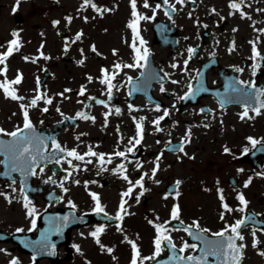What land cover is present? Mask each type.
<instances>
[{"label":"flooded vegetation","instance_id":"flooded-vegetation-1","mask_svg":"<svg viewBox=\"0 0 264 264\" xmlns=\"http://www.w3.org/2000/svg\"><path fill=\"white\" fill-rule=\"evenodd\" d=\"M41 0H21L18 8L14 12L13 9L16 7V0H1V4H5L7 8V16L0 19V53L6 51L8 42L13 39L12 32L18 31L20 33L21 49L17 54L12 55L7 63V76L0 75V82L2 79L16 78L18 73L23 74V82L18 85L21 93L30 98L34 95V91L37 90L36 85L39 80L48 75L45 79L43 86L40 88L46 90L45 92H51L52 90L60 91L61 85L68 86L71 89L68 92L69 96L65 101L69 104V114L77 112L79 107L77 103V92L78 84L85 79L87 86L86 95H95L97 98L91 100L93 103L97 101L99 97L106 98L107 88L99 82L101 78V69L108 68L112 71V66L119 63H133V50L130 47L132 37L129 41L121 39L122 46L111 45L106 51L100 45V43H108L111 40L109 37L111 16L121 11L122 4H125V22H129L132 19L130 0H94V2L100 7H107L112 9L110 12H105L102 16L88 8L86 10L81 9L83 0H43L44 3L40 5ZM169 2L175 3V0H169ZM230 0H195V3L186 0V5H176L177 12L173 14L176 18L173 19L175 23H171L164 29V23L166 22L163 18L157 20V16L165 17L164 10L161 8L157 12L156 19L154 21H142L140 23L141 35L147 42L146 47L149 49L151 55L149 57L150 65L146 69H124L113 81L119 87L113 89L114 94L118 97L116 105H118L123 114L129 118L130 128L134 124L133 117L139 120L142 116L141 110L149 104L153 106L151 110H148L147 115L150 118L145 120L151 128L149 134L150 144V156L153 157L157 153V149H163L166 153H171L170 150L176 148L175 142H179L184 138L181 135L185 134V127L188 123L189 116L198 117L200 109H204L201 115L214 113L215 117L209 120L208 127L203 126L201 135H205L208 129L213 128L224 137L228 131V125L232 127L234 121L241 122L242 126H249L251 130L245 132L243 138L245 142L241 144L249 151L247 154L238 156L235 152L233 144L229 140L222 142L221 153L223 156L232 157L235 163V170L228 174L226 179L217 177L215 185L224 190V195L227 203L234 209L232 213H225L224 219H221V213L217 208H221V201L218 195L216 196L217 205L214 208L215 216H208L206 213H198L197 223L200 229H207L204 232H200V235L205 239L197 240L194 235H189L188 232H184V239L188 245H196V248L189 247L185 249L186 256H193L197 252L204 255L207 241H215L219 238L215 237L213 233L224 230L226 224L232 225L236 220L255 215V219L258 221L257 224L251 223L244 229H242V235L245 240L243 242L237 241V243H244L247 247L244 249V257L242 264L249 262L251 264H264V256L259 254L260 251L264 250V232L257 231V237L262 242L257 248L252 247V236L251 232L254 229L264 228V146L259 144L255 148L249 143L248 138H260L259 140L264 141V135L260 133L255 134L252 130L254 127H258L261 121L255 119V113L251 110L253 107H258L261 102H264V96H261L259 100L250 99L248 96H244L241 93L233 92L229 88V82L232 80H243L246 82L254 81L258 89L264 90V62L250 60L249 57L252 55V45L249 41L259 39L257 44L258 50L264 54V33H258L255 29H264V11L258 12L257 9H264V0H247L251 3V7L244 8L243 10L252 17L251 20L246 18L242 19L237 13L236 15H230L229 8ZM149 3L155 7L158 3L157 0H149ZM142 0H138V9L142 13H146L151 16L152 12L148 9H143L140 5ZM25 5H31L36 11V14L48 15L49 26L38 22H32L30 19V12L25 9ZM215 9V14L212 13V9ZM79 9V11H78ZM61 10V12H60ZM59 11L58 14H55ZM191 13V18L189 17ZM71 16L72 22L68 24L65 17ZM87 16L88 20L85 22L84 17ZM221 17H224L221 20ZM197 19L199 24H197ZM60 21L58 25H54L53 21ZM253 22H255V29L253 28ZM208 25L204 28L203 25ZM233 29H238L233 31ZM162 31V32H161ZM83 32L81 40L75 41V37L78 33ZM235 41V51L229 52V48L232 46V41ZM75 41V42H73ZM41 45L43 48L41 49ZM95 45L97 52L91 51V46ZM177 46V47H176ZM65 47L67 51L65 52ZM196 48V53L192 56L191 60H188L186 74L189 79H195L197 72L204 65L208 64L209 69L206 74L207 84L209 87L215 88L219 93H224L230 97H238L234 101L237 103L222 104L215 97H203L205 101L201 102L200 105L188 104L183 106L181 100L178 97L183 92V87H179V84H172L166 81L170 77V73L166 70L169 66V60L173 57L175 52L185 54V60L188 59V48ZM55 48V49H54ZM54 49V50H53ZM81 49L84 51L81 54ZM113 50H116L117 55H113ZM44 55L50 56L51 59L44 60L43 58L37 59L40 56V52ZM215 53V56L212 55ZM24 57H28L25 60ZM79 58H84V64H79ZM35 60V63L32 61ZM59 61H70L77 68L82 69L81 74L77 72H66L63 76V80L59 78L57 72L53 70V67L57 65ZM254 62L261 63V68L257 70L255 76L252 75L251 65ZM160 67L158 71L157 66ZM3 66H0L2 68ZM236 68L244 69L243 72H237ZM162 69V71H161ZM177 68H175V71ZM144 71L145 75L140 77L141 84L139 92L146 91L150 85L153 73L163 76L166 72L169 74L163 81L155 84V91L159 92L164 107L171 110V116L167 117L166 120L161 122L160 127L164 129L162 132H157L154 125L151 123L158 115L155 111L156 106L154 104L140 102V97L130 101L128 99L129 84H127V77L131 76L137 78L140 76V72ZM25 74L28 76L25 77ZM60 75H62L60 73ZM93 78L92 82L88 81V77ZM81 79V80H79ZM158 81V79H157ZM161 83L166 89L165 92H161ZM120 85H123L120 87ZM201 85V84H200ZM186 86V84H185ZM239 87V85H237ZM185 89V88H184ZM249 93L253 92V89H247ZM60 95H55L53 100H60ZM114 108L115 103H112ZM132 105L134 109L139 111H132L129 109V105ZM91 105H93L91 103ZM200 106V109L193 107ZM249 108V116H253L254 119H241V115L245 107ZM264 111V109H261ZM185 115L186 118L182 119ZM59 121L50 120L49 124L56 125L61 130H65L66 136L70 140H77V137L86 136L87 145H91L94 141L106 142L107 138L101 135L103 129L102 126H96L95 124H89L85 131L78 130V124L82 121L79 118L78 122L68 117L59 116ZM77 118V116H75ZM147 118V117H146ZM232 119V121L230 120ZM58 122H61L58 124ZM73 123V124H71ZM202 123H205L204 121ZM63 124V128H62ZM234 128V127H233ZM79 134V135H78ZM84 134V135H81ZM204 137V136H203ZM216 136L214 140H216ZM171 140L172 144L169 145L168 141ZM236 140V139H235ZM159 141V143H157ZM109 146L107 148L111 150V141L109 140ZM228 147L230 153H225L224 148ZM94 150V148H93ZM95 151V150H94ZM235 152V153H234ZM131 157V154H130ZM137 161L142 163L143 154L141 147H135L134 154ZM243 169V171H238ZM135 174L141 176V169L135 171ZM90 178V176H89ZM251 178L252 183L245 188V182ZM132 179V177H130ZM219 182V183H217ZM110 186L109 179L102 177L97 185L91 184V190H100V198L104 202L109 203L116 200H120V189L121 186H114L112 195L106 188ZM148 188H156L157 183L150 180L147 184ZM141 189H139V192ZM138 192V193H139ZM243 193L249 204L244 212L238 211L239 208L243 207L237 200L238 193ZM88 208L91 212L94 211L93 200L89 195ZM218 214V215H217ZM93 217V216H92ZM195 233V232H193ZM213 235L214 237H211ZM251 250L254 255L251 256ZM210 263H222L221 260L213 256H208Z\"/></svg>","mask_w":264,"mask_h":264},{"label":"snow or ice","instance_id":"snow-or-ice-1","mask_svg":"<svg viewBox=\"0 0 264 264\" xmlns=\"http://www.w3.org/2000/svg\"><path fill=\"white\" fill-rule=\"evenodd\" d=\"M21 0H16V7H14L13 11H16V8H18ZM191 3H195V0H189ZM179 4L181 6L186 5V0H175V3H170L169 0H163V5L165 6L163 8L164 14L168 16V18L171 20L172 15L177 12L176 5ZM143 9H148L152 12V15L149 16L146 13H142L138 9V0H130V7H131V16L132 19L128 23L127 27L131 29L133 37L132 42L130 44V47L133 50V63H115L112 66V71L108 68H102L101 69V78L99 82L103 85H106L107 88V95L108 99H112L113 89L116 88L119 90V87L113 83V81L116 79V77L124 70V69H146L150 65L149 57L151 55L149 49L146 47V41L144 40L143 36L141 35V29H140V23L142 21H154L156 19V14L158 11L161 10L162 5L160 3H157L155 7H153L149 0H142V4L140 5ZM251 7V3L247 2V0H230L229 2V8L232 10L230 11V15H236L237 13L241 16L242 19L246 18L248 20H251L252 17L248 15L243 9ZM88 8H91L95 12L99 13L101 16L105 12H110L112 9H109L107 7H100L98 6L94 0H83V3L81 5V9L86 10ZM79 11V9H78ZM212 13L215 14V9L213 8ZM258 12L264 11V9H257ZM189 17L191 18V13H189ZM72 17L67 16L65 17V20L68 24H71ZM224 17H221V20H223ZM85 22H87L88 17H84ZM60 21H53L54 25H58ZM173 23H175L173 21ZM197 24H199V21L197 19ZM253 28L255 29V22H253ZM204 28H207L208 25H203ZM238 29H233V31H237ZM258 33H264V29H255ZM13 36V39H11L8 42V47L6 51L0 53V66H3L0 68V75L7 76V61L8 59L15 53L19 52L21 45L20 40V33L18 31H14L11 33ZM83 36V32H80L76 35L75 41L81 40ZM73 41V42H75ZM249 43L252 45V55L249 57L250 60L253 61H260L264 62V54H262L258 48L257 44L259 43V39L254 41H249ZM0 47H3L0 45ZM43 48V45H41V49ZM65 52L67 51V47H65ZM91 51L93 53L97 52V49L95 45L91 46ZM188 59L184 61V70L187 71V64L188 60L192 59V56L196 53L197 49L189 47L188 48ZM235 51V41H232V46L229 48V52ZM81 54L83 55V50L81 49ZM113 55H117L116 50H113ZM213 56H215V53H212ZM43 58L44 60L51 59L50 56L44 55V53L41 51L40 56L37 57V59ZM25 60H28V57H24ZM35 63V60L32 61ZM84 60H80L78 63L83 65ZM172 68L179 67L178 64H172ZM261 68V63L254 62L251 65L252 69V75L255 76L257 74V70ZM237 72H243L244 69L242 68H236ZM162 71V69H161ZM145 75L144 71L140 72V76L136 79L139 80L140 77H143ZM168 73H164L163 76L158 75V73H153L152 78L158 79L160 81H163L165 77H168ZM89 82H92L93 78L89 76L88 78ZM23 82V74L18 73L16 78L13 80H3L0 82V89L3 90L5 96L7 98H10L14 101H23L25 100V97L20 96L17 94V90L15 85H20ZM171 83L176 84L179 83L177 80H172ZM127 84L132 85L133 87L128 92V95L131 96L133 92L139 91V87L136 86L133 77L128 76L127 77ZM239 85V87H237ZM123 85H120L122 87ZM229 88L233 92L241 93L244 96H248L250 99H256L259 100L261 96H264V90L258 89L256 87V84L254 81L252 82H246L243 80H232L229 82ZM190 91L181 97H178V99L181 100H187L193 95V91L191 84H189ZM247 89H253L254 91L249 93ZM206 90V89H205ZM71 89H65V92H70ZM161 92H165L166 89L163 87V84L161 83ZM86 92V86H82L79 95L83 96ZM61 97L64 96V93L59 94ZM89 99L95 100V97H90ZM44 100V103L47 105H51L53 103L52 98H46V94H37L34 98H32L29 102V104H20V108L22 110L23 118H24V124L23 128H17L15 131L12 132H5L3 128H0V135H7L12 137L11 141H4L0 140V155L4 156V160L0 161V164H3L7 171L4 173V175L8 177H12L13 173H19L21 177L24 178V188L20 189V192L23 195V207L27 209V215L29 217H34L36 214V209L34 206H32V201L28 198L26 188H27V177L29 176H35L37 175L36 169L39 167L40 172L43 173L44 167L47 166L48 163H55V164H61V159L57 158L59 153H64V161L69 165V167L75 171L79 172L81 170L87 171V167H84L81 169L79 164H73V160L83 162L84 165L92 164L93 160L92 157L97 158L98 163L101 166V171H108L107 168L103 167L104 164H111L112 163V156L122 158L123 160L128 161V163H132V161L128 160V154L133 153L136 146L140 145L144 138V121L147 119L146 117H141L139 121H136V118L133 117V120L136 122V136L129 139L128 143L131 145V147H127L125 151H115L113 154L109 155L106 159V154L104 153H97L93 150L92 146H88V151L84 154H80L75 148L68 150L64 147H61L59 143L56 142L55 138L52 137H44L41 135H38L35 131V127L32 123V121L29 118V107L35 108L37 107L38 101ZM81 102L82 101H78ZM99 104L104 105V107H108V104L103 100H97L96 101ZM223 104V102H222ZM129 109L132 111H139V109H134L132 105H129ZM261 109H264V102H261L258 107H253L251 110L255 113V115L259 116L261 114ZM57 112H60V109H56ZM43 112L47 113L49 111L48 107H44L42 109ZM115 114L120 115L121 109L119 107L115 108ZM155 111L160 112L161 108L159 105L156 106ZM204 110H201V113H203ZM60 114L63 116L64 114L60 112ZM170 110L164 109L163 114L156 117L151 123L154 125L157 132L164 131L163 128L160 127L161 122L166 118L170 116ZM112 115V110L110 109L108 112L104 113V119H105V127L107 126V119L108 116ZM77 118L84 119V120H91L93 123H95V117L89 116L87 113L84 112H78L76 114ZM254 119L253 116H249V108L246 106L242 115L241 119ZM42 123V121H41ZM204 127H208L207 124L204 125ZM117 131H119V127L117 126ZM191 127H189L186 130L185 137L181 141V145L178 149H172L173 151H179L180 153H183L185 156H187V153L184 151V145L186 143L191 142ZM84 135V134H81ZM47 139H51L52 142V148L53 151L51 153L45 154L47 152V145L45 141ZM79 139V136L77 137ZM249 143L252 145L253 148H255L257 145L264 143L262 140H257L255 138L249 137L248 138ZM121 143L123 140L120 141ZM159 143V141H157ZM168 144L171 145L172 141L169 140ZM230 149L228 147L224 148L225 153H230ZM249 151L248 148L244 149V154H247ZM163 153L158 155L156 157V160L153 162V168L151 169V174L149 172H143L141 176L136 179L135 181L131 180L129 178L128 169L125 165V163H119L117 167L113 170L114 174H119L121 178L125 181H127L129 187L126 191L121 193V203L119 205V212L116 217H110L109 219H116L122 221L124 219V215L129 214L127 212V209L125 208V205L128 203V199L132 198L133 192L139 188L141 191L139 192L138 196L136 197V202H139V197L143 196L144 193L148 190L145 187V177H147L149 180L154 181L155 183L159 184L160 181L156 179L157 172L160 170V159ZM88 157V159H86ZM70 158V159H69ZM190 159H194V157H189ZM43 163L44 167H41V164ZM141 168H143V164L139 161L135 162V169L136 171H139ZM67 171V170H66ZM73 171H67V175L64 177V179L60 182V187L63 189L65 193L68 192V188L64 187L65 181H67L70 177H72ZM238 171H243V169H239ZM53 183L55 184L56 181L53 180L51 177H49V180L45 181V183ZM75 184L79 185V180L73 181ZM12 184L16 183V180L12 178L11 180ZM89 181H85V188H87ZM91 183H95V181H91ZM176 186L181 184V181L177 180ZM219 183V182H217ZM252 183L251 178H249L245 184L244 187L247 188ZM17 191L15 188H13V192ZM219 200L221 201V207L223 209L221 213V219H224L225 213H232L234 209L229 206L225 199L224 190L222 188L217 189ZM89 195L91 196L92 200L95 203L94 212L97 214L104 213L105 216H107V213L104 212V206H102L100 201V196L95 192H90ZM176 198L179 197L180 193L179 191H176L175 193ZM0 196H4L5 199L8 201V203H12V198L7 195L4 192H0ZM128 198V199H125ZM237 200L240 202V204L243 206L238 209L240 212H244L248 207V200L245 198L244 194L238 193ZM165 199H167V196H165ZM71 203V202H70ZM73 208L76 207L74 203L71 204ZM64 220H67L68 218H63ZM171 219L172 220H179L180 219V207L179 204H176L173 206L171 211ZM149 223H153L152 221H149ZM182 223V221H181ZM251 223L253 225L257 224L258 221L255 219V215L248 217L247 219L241 218L235 221L232 225L225 226L224 230L220 232L213 233V235L219 239L215 241H205L206 242V248L204 250L203 257H193V256H177L173 255L172 259L176 261H187L189 264H207V257L213 256L217 259L222 261V264H242L243 257H244V249L247 247L244 243H237V241L243 242L245 240L244 235H242V229L246 228L248 224ZM264 223V222H259ZM36 227V220H32V228L34 229ZM154 227L156 229L157 237L154 240V254L149 257H141L140 250L134 240H129L127 237L125 239L127 240V243H129L133 249V259L131 261V264H143L144 260H156L163 250V247L165 245V242H167V247L171 249L173 252L176 250V245L172 242L171 235L166 234L168 232V229L164 224H154ZM195 227L198 231L193 233L192 228ZM118 230L123 231L122 228H120L119 225H117ZM106 230V227L104 225H101L97 227L94 231L90 233V236L95 240L96 244L101 247L102 250L107 251L109 254L113 252V248H105L103 244H101V234L104 233ZM179 230V229H177ZM184 231L188 232L189 235H194L195 239L201 240L205 239L200 235L201 231H208L207 229H200V226L198 223L194 222V225L188 226L183 229ZM264 232V228L261 229H254L251 232V236L253 238L252 240V247L257 248L261 245L260 239L257 237V231ZM17 232H23V229H17ZM44 247H47V245H44ZM54 247V246H53ZM192 247L196 248V245H188L185 243L183 247L179 249L180 252L185 251V249ZM40 249H38L39 251ZM0 251H5L3 249H0ZM77 251H79V248H77ZM259 254L261 256H264V250L260 251ZM36 257H33V261H35ZM10 264H21L20 260L17 258H13L10 261Z\"/></svg>","mask_w":264,"mask_h":264},{"label":"rangeland","instance_id":"rangeland-1","mask_svg":"<svg viewBox=\"0 0 264 264\" xmlns=\"http://www.w3.org/2000/svg\"><path fill=\"white\" fill-rule=\"evenodd\" d=\"M1 1V0H0ZM40 5L44 3L43 0H41ZM126 3L122 4L121 11L118 13H115L111 16V23H110V33L109 37L111 40H108V43H100L101 47L108 51L109 47L111 45L116 46H122L121 39H124L122 32L123 28L126 27L124 25V18H125V7ZM25 9L30 12V19L32 22H38L41 24H45L49 26L48 22V15L45 14H36L33 15L36 11L31 5H25ZM61 12V10H60ZM59 11L55 14H58ZM7 16V8L5 4L0 5V19H3ZM55 49V48H54ZM53 49V50H54ZM53 70L57 72V75L61 80H63V76L66 72H77L78 74H81L82 69L77 68L74 66L70 61L64 62L59 61L57 65L53 67ZM60 73L62 75H60ZM81 80V79H79ZM62 88V85L60 86V89ZM193 119V117L191 118ZM232 121V119H230ZM258 121H261L258 124V127H254L252 130L255 133H260L261 135H264V113L259 118ZM241 122L234 121L231 125H228V131L224 137L221 136L220 133L217 132V130H209L204 133L205 135H201V138L199 139V133L197 134V140L193 141V144L191 145L189 151H195L196 157L194 159L185 160L183 161L184 164L178 163L173 161V168L171 171V176L169 175V170L166 175L164 176L163 180L169 181L172 180L175 176H181L186 179L185 186V194L182 196V201L184 203H188L192 210H200L201 207L205 209V211L209 212L210 209L214 210L215 206L217 205L216 198L214 196V193H206V192H212L214 188L213 187V181L215 180L214 177H219L222 180L226 179L228 174L231 172H234L235 170V163L232 160L231 155L223 156L221 153V144L222 142L229 140L231 144H233V148H235V152L239 151L241 144L245 142L243 135L245 132L251 130L249 126H242ZM234 127V128H233ZM197 130H201V128H198ZM216 135V140L212 141V138ZM204 136V137H203ZM236 139V140H235ZM234 152V153H235ZM166 171V170H165ZM165 174V172L163 173ZM203 184H208L206 188H204ZM114 185L110 184L109 187L106 188V191L112 190ZM1 192V191H0ZM83 191L80 192L77 191V194L75 193V197L77 198V201L80 203L82 202ZM157 194V193H155ZM151 198V195L149 196ZM85 199V198H84ZM165 199L164 195H161V192H158V196L152 199V203L155 204V207L159 209L161 214H166L168 211L169 203L171 200ZM86 200V199H85ZM189 200V202H187ZM168 204V205H167ZM199 204L201 206H199ZM198 205V207H197ZM83 206H86L85 203H83ZM145 209H150V202H148V205L146 207L141 208L140 213L141 214ZM189 209H184V214H190ZM21 209L16 203H13V205H7L4 202H1L0 200V221H4L6 223H11L13 225L21 224L23 222V214L21 213ZM196 213V211H195ZM19 214V216H18ZM187 217H189L187 215ZM111 229L110 231H112ZM131 234V233H129ZM113 234L110 235V245L115 246V251L111 253V255L103 254L100 255L102 259L104 258L106 260L105 264H128L127 261L129 259V253L123 254V250L126 248V244L120 242L115 243ZM142 236L146 238V240H141L142 246L144 248L143 250V256L145 257L146 254L151 252V246L149 245V238H147V234L144 230H142ZM123 239V238H122ZM86 245L91 244V242L86 239L84 241ZM118 254V255H117ZM85 255L89 257H93L92 254L87 250ZM74 260H70L69 258H73ZM133 259V256L130 258V264ZM144 263V261H143ZM0 264H5V259L0 258ZM60 264H88L80 254H68L66 257H63ZM250 264V263H249Z\"/></svg>","mask_w":264,"mask_h":264}]
</instances>
